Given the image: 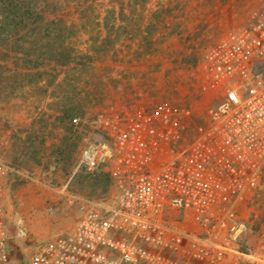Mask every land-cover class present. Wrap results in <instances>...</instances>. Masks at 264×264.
<instances>
[{
    "label": "rangeland",
    "instance_id": "374dc122",
    "mask_svg": "<svg viewBox=\"0 0 264 264\" xmlns=\"http://www.w3.org/2000/svg\"><path fill=\"white\" fill-rule=\"evenodd\" d=\"M27 1L0 0V40L9 34L3 17H24ZM55 1L46 10L51 17L79 23L76 47L83 55L93 52L94 59L83 75L73 63L51 66L47 44L36 43L24 28L14 32L24 34L25 41L9 44L12 48L0 43L7 264H25L39 242L73 229L92 202L116 194L109 172L90 173L81 165L88 143L149 116L157 132L169 118L179 137L154 151L158 163L191 143L201 128L212 126L223 87H212L205 55L227 33L246 24L261 0ZM18 33L10 32L15 40ZM37 70L54 71L60 80L78 76L76 88L67 91L77 106L72 124L58 121L65 104L61 88L54 96L47 75L37 85ZM243 207L253 227L264 233V176Z\"/></svg>",
    "mask_w": 264,
    "mask_h": 264
},
{
    "label": "built area",
    "instance_id": "2783aa9c",
    "mask_svg": "<svg viewBox=\"0 0 264 264\" xmlns=\"http://www.w3.org/2000/svg\"><path fill=\"white\" fill-rule=\"evenodd\" d=\"M205 65L212 87H223L212 126L158 163L154 151L179 137L169 118L157 132L149 116L88 143L81 165L109 172L116 194L39 242L25 264H264V233L243 212L264 176V0L208 50ZM4 170L0 161V264L10 237Z\"/></svg>",
    "mask_w": 264,
    "mask_h": 264
},
{
    "label": "trees",
    "instance_id": "16d2710c",
    "mask_svg": "<svg viewBox=\"0 0 264 264\" xmlns=\"http://www.w3.org/2000/svg\"><path fill=\"white\" fill-rule=\"evenodd\" d=\"M27 4L28 5L24 8L27 9L26 10L27 14L25 13V16H27L28 22H26L25 16L22 17L23 15L19 19L15 16L14 17L11 16L10 18L8 15L3 17V21L5 22V25L9 28V34L5 35L4 38L0 40V43L5 44V46L7 47H11L12 44L16 41H25L26 39L25 35L24 34L20 35L18 31H15L19 35L17 38L18 40L17 39L15 40L14 36L10 34V32L16 34L14 32V29L24 28L25 33L28 32L30 35L34 36V41H36V43L44 42L47 44L46 59L49 60L51 66L52 65L54 66L55 64L68 65L70 63H73L75 67L79 65V67L83 69L81 70L82 75L84 74V72L90 71L91 62L94 59V56L92 54L93 52L89 51L83 55L76 47L78 41L77 40V34L79 30L78 27L80 26L79 23L78 22L69 23L65 19H63V17L61 16L59 17V15H54L51 17V15L49 14L48 10H46V8L50 5L55 7L57 4V1L55 0H50L48 2L47 0H28ZM89 15L95 16L93 13H90ZM89 18L95 20L96 17H89ZM96 19L98 20V18ZM44 39L46 41H43ZM96 44L97 43H95L94 45ZM102 47L103 46L98 48V46H96L95 48L101 50ZM98 54L99 53H97V55ZM38 58L39 57H37V59ZM34 74L37 76L36 77L37 85L41 83V78L44 75H47V79L53 89L51 91H53L54 96L56 94L55 92L56 89L58 90L61 88L60 98H63L65 100L64 102L65 104L63 106L62 114L58 117V121L62 123L70 122V124H72L73 121L72 120L73 118H71L72 113L75 111L77 106L73 102V99L70 96H68L67 91H70L71 88L72 89L76 88V83H78V79H79L78 76L75 77L68 76L69 78L65 76V78L60 80L59 75L54 71L37 70ZM69 86L71 88H69ZM58 95H60V93Z\"/></svg>",
    "mask_w": 264,
    "mask_h": 264
}]
</instances>
